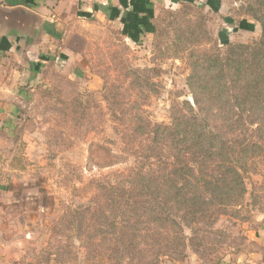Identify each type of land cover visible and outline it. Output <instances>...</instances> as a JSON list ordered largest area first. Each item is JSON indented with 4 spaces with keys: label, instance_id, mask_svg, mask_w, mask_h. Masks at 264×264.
<instances>
[{
    "label": "rangeland",
    "instance_id": "1",
    "mask_svg": "<svg viewBox=\"0 0 264 264\" xmlns=\"http://www.w3.org/2000/svg\"><path fill=\"white\" fill-rule=\"evenodd\" d=\"M155 1L153 33L142 41L125 40L111 24L79 30L72 44L92 76L75 81L69 68L49 67L20 102L14 135L0 136V171L11 164L17 191L25 182L33 194L46 196V212L31 215L38 221L26 249L31 264H129L124 246L95 213L103 208L99 186L119 184L134 170H156L160 151L133 134L131 117L168 124L195 105L188 84L201 56L261 37L247 0ZM246 134L264 147V127ZM253 167L257 174L246 180L240 220L223 216L213 227H196L199 253L187 249L184 258L160 257V264H246L244 257L260 252L255 240L264 228V157ZM84 207L89 213L77 229L76 214Z\"/></svg>",
    "mask_w": 264,
    "mask_h": 264
},
{
    "label": "trees",
    "instance_id": "2",
    "mask_svg": "<svg viewBox=\"0 0 264 264\" xmlns=\"http://www.w3.org/2000/svg\"><path fill=\"white\" fill-rule=\"evenodd\" d=\"M247 2L261 27L259 41L228 43L224 54L215 50L201 56L188 84L194 106L183 103L188 106L168 124L131 117L133 134L147 137L160 151L154 156L156 170H134L119 184L98 187L104 200L95 219L122 243L129 264L178 260L187 249L198 254L196 227H213L223 216L241 218L246 180L257 174L255 160L264 157V147L246 134L264 127V0ZM82 209L77 229L89 213L88 207Z\"/></svg>",
    "mask_w": 264,
    "mask_h": 264
},
{
    "label": "crops",
    "instance_id": "3",
    "mask_svg": "<svg viewBox=\"0 0 264 264\" xmlns=\"http://www.w3.org/2000/svg\"><path fill=\"white\" fill-rule=\"evenodd\" d=\"M155 6V0H0V136L14 135L20 102L49 67L69 68L75 81L92 76L72 44L79 30L111 24L125 40L142 41L153 33ZM16 172L11 164L0 171V264H31L26 249L38 224L31 215L46 212V196L25 182L16 190ZM255 241L260 252L244 257L246 264H264V228Z\"/></svg>",
    "mask_w": 264,
    "mask_h": 264
},
{
    "label": "water",
    "instance_id": "4",
    "mask_svg": "<svg viewBox=\"0 0 264 264\" xmlns=\"http://www.w3.org/2000/svg\"><path fill=\"white\" fill-rule=\"evenodd\" d=\"M188 100H189L190 102H192V101H191V98H188Z\"/></svg>",
    "mask_w": 264,
    "mask_h": 264
}]
</instances>
